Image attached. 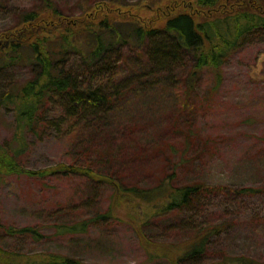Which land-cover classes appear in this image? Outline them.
<instances>
[{"label": "rangeland", "instance_id": "374dc122", "mask_svg": "<svg viewBox=\"0 0 264 264\" xmlns=\"http://www.w3.org/2000/svg\"><path fill=\"white\" fill-rule=\"evenodd\" d=\"M96 1L49 0L61 12L74 15ZM44 2L0 0V31L17 24L28 11L42 8ZM137 50L127 44L114 50L117 76L111 81L107 71L93 74L96 84L114 80L124 86L112 97L109 116L85 129L86 136L75 144L56 126L30 133L29 147L19 157L21 165L35 171L61 163L90 165L130 187L155 188L171 175L173 186L201 182L219 187L218 192L202 194L184 212L145 223L144 232L169 248L184 245L193 236L192 225L225 223L227 229L213 238L206 258L186 264H211L223 252L264 263V37L251 39L227 59L215 92L216 76L204 71L189 94L186 77L191 56L183 66L158 71L148 64L145 52L138 59ZM81 65L75 68L78 76L86 73ZM33 72L27 64L1 68L0 94L9 82L30 78ZM64 110L61 102L49 103L46 117ZM191 125L197 136L186 147ZM15 129L13 112L0 108V142L9 145ZM106 151L111 156L100 159L99 152ZM243 187L260 193L235 195ZM112 191L110 185L93 184L81 175L10 176L0 185V226L33 227L43 238L9 237L0 227V247L24 259L55 253L85 264H170L166 258H150L143 249L134 218L141 222L139 215L144 219L149 211L131 198L119 199L115 209L123 221L100 222L77 235L56 232L58 225L106 212L112 207Z\"/></svg>", "mask_w": 264, "mask_h": 264}, {"label": "trees", "instance_id": "16d2710c", "mask_svg": "<svg viewBox=\"0 0 264 264\" xmlns=\"http://www.w3.org/2000/svg\"><path fill=\"white\" fill-rule=\"evenodd\" d=\"M44 3L42 8L25 13L17 24L0 31V69L27 64L34 70L30 78L9 82L0 94V108L11 110L16 124L11 143L0 142V185L13 175L86 176L93 184L112 187V207L81 221L58 225L57 233L83 234L100 222L123 221L115 209L119 199L131 198L149 211L144 219L139 215L141 222L135 217L133 227L150 258H166L170 264L205 259L213 238L227 229L225 223L192 225L193 236L184 245L169 248L149 239L142 226L155 218L192 208L202 194L218 192L219 187L201 182L173 186L172 175L155 188L130 187L90 165L61 163L35 171L24 168L19 157L29 147L30 133L56 126L75 144L86 136L85 129L93 128V124L112 113V97L124 89L122 83L110 82L117 76L114 50L125 44L138 48V59L148 54V64L158 71L183 66L191 56L193 63L186 77L189 94L194 92L204 71L216 76L213 91H217L227 59L251 39L264 37V0H141L136 4L99 0L77 15L61 12L49 0ZM79 64L86 71L83 76H78L75 69ZM100 71L111 73L110 81L98 80L96 84L93 74ZM108 84H112L111 93ZM55 102L63 103L65 110L46 117L47 104ZM185 104L191 107L189 101ZM196 131L191 125L185 137L186 147L197 136ZM170 148L175 153V146ZM110 153L99 152L100 159L109 158ZM258 193L259 189L243 187L235 195ZM0 227L9 237L29 236L35 241L43 238L33 227ZM221 255L211 264H264L245 256L224 252ZM0 264L85 263L55 253L24 259L0 247Z\"/></svg>", "mask_w": 264, "mask_h": 264}]
</instances>
